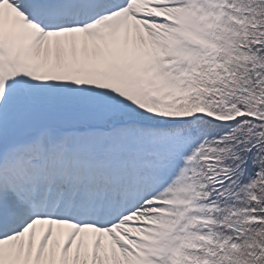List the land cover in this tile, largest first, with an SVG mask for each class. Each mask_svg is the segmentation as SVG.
Segmentation results:
<instances>
[{"label":"snow or ice","instance_id":"snow-or-ice-1","mask_svg":"<svg viewBox=\"0 0 264 264\" xmlns=\"http://www.w3.org/2000/svg\"><path fill=\"white\" fill-rule=\"evenodd\" d=\"M0 264H264V0H0Z\"/></svg>","mask_w":264,"mask_h":264}]
</instances>
